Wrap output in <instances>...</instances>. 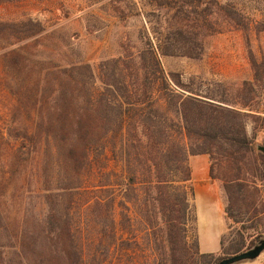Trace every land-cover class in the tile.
<instances>
[{"label":"rangeland","instance_id":"rangeland-1","mask_svg":"<svg viewBox=\"0 0 264 264\" xmlns=\"http://www.w3.org/2000/svg\"><path fill=\"white\" fill-rule=\"evenodd\" d=\"M148 47L166 75L238 111L253 145L240 158L227 144L204 154L221 187L234 176L245 182L242 208L226 217L214 254H234L223 251L240 235L264 236V154L256 149L264 145V0H0V264H51L56 242L45 234L55 226L54 206L80 223L87 264H167L166 231L151 199L139 208L127 200L125 208L116 196L109 234L86 207L103 155L64 145L86 134L99 98L125 104L138 84L155 79L152 66L147 81L139 68ZM165 114L171 132L181 130L179 114ZM237 264H264V251Z\"/></svg>","mask_w":264,"mask_h":264},{"label":"trees","instance_id":"trees-1","mask_svg":"<svg viewBox=\"0 0 264 264\" xmlns=\"http://www.w3.org/2000/svg\"><path fill=\"white\" fill-rule=\"evenodd\" d=\"M145 51L140 55L141 74L143 79L150 80L147 70L152 66L155 79L151 83L138 84L134 91H130L125 104L117 99L105 102L99 98L97 106L89 110L86 134L82 137L69 135L64 145L70 153L82 149L85 152L96 150L95 157L99 153L103 155V169L95 175L97 183L91 185L93 188L89 193L92 196L86 207L90 216L102 217L109 234L114 228L116 196L122 195L119 204L125 208H128L127 200L138 208L141 204L145 207L149 197L155 207V215L166 231L167 264H216L225 256L199 250L196 214L190 200L193 191L187 185L191 180L188 155L208 154L211 157L214 147L227 144V153L240 158L253 145L238 111L216 103L211 96L201 95L175 78L174 74L166 75L155 49L148 47ZM162 104L166 107L163 108ZM171 109L180 116L182 127L179 131L171 132L172 122L165 114ZM176 132L190 144L181 142L173 135ZM27 137L32 138L30 135ZM85 137L89 141L84 142ZM68 157L73 162L74 156L69 154ZM94 160L96 163L97 158ZM209 174L214 177L212 166ZM243 183L238 176L224 180L226 217L231 218L235 211L241 210ZM128 192L134 193V197L130 198ZM73 218L63 217L55 206L51 208L49 220L55 226L45 237L55 240L56 245L54 250L49 248V263L87 264L83 229L77 218ZM144 219L148 224L153 223L148 215ZM262 237L257 235L246 241L240 235V240L230 243L223 252L246 250Z\"/></svg>","mask_w":264,"mask_h":264},{"label":"crops","instance_id":"crops-1","mask_svg":"<svg viewBox=\"0 0 264 264\" xmlns=\"http://www.w3.org/2000/svg\"><path fill=\"white\" fill-rule=\"evenodd\" d=\"M200 163L195 160L199 156ZM204 154L194 155L189 160L194 191L196 233L202 253H216L221 247L222 237L228 229L225 213L227 197L224 188L211 178L208 158ZM223 188V189H222ZM212 192V195L210 194ZM202 230L204 235H202ZM211 236V239H210Z\"/></svg>","mask_w":264,"mask_h":264},{"label":"water","instance_id":"water-1","mask_svg":"<svg viewBox=\"0 0 264 264\" xmlns=\"http://www.w3.org/2000/svg\"><path fill=\"white\" fill-rule=\"evenodd\" d=\"M256 149L264 154V145L257 144ZM264 251V236L257 240L250 248L225 256L216 264H237L244 261H251L256 259Z\"/></svg>","mask_w":264,"mask_h":264}]
</instances>
